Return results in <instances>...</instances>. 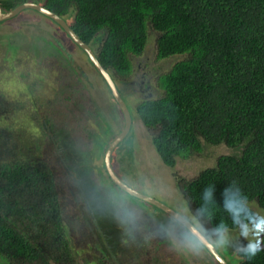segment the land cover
Here are the masks:
<instances>
[{
	"label": "trees",
	"instance_id": "16d2710c",
	"mask_svg": "<svg viewBox=\"0 0 264 264\" xmlns=\"http://www.w3.org/2000/svg\"><path fill=\"white\" fill-rule=\"evenodd\" d=\"M52 4L75 6L72 29L84 43L103 35L96 57L114 81L131 75V59L152 33L157 59L183 57L157 77L161 95L138 103L133 119L151 131L169 168L200 152L202 142L237 150L190 181L177 179V187L207 237L251 224L250 203L264 209V0H49L48 8ZM7 73L2 77L13 71ZM33 94L20 86L0 91V259L76 264L72 230L84 225V235L93 236V213L100 209L99 193L87 196L89 183L66 164L70 154L89 160L75 142L76 126L88 118ZM68 144L77 149L66 154ZM73 172L80 178L65 175ZM262 244L251 257L239 251L233 262L264 264V237ZM86 263L112 264L94 257Z\"/></svg>",
	"mask_w": 264,
	"mask_h": 264
},
{
	"label": "rangeland",
	"instance_id": "374dc122",
	"mask_svg": "<svg viewBox=\"0 0 264 264\" xmlns=\"http://www.w3.org/2000/svg\"><path fill=\"white\" fill-rule=\"evenodd\" d=\"M33 14L0 25V91L12 93L20 86L27 92L32 90L33 96L41 101L50 100L66 112H79L88 118L85 124L82 123L84 127L76 126V132L81 134L74 141L77 148L82 147L88 152L89 160L81 161L78 153V159L71 155V151L77 149L71 150V144L66 148L61 145L66 154H70L66 164L81 173L82 180L89 183L87 196L96 197L99 193L100 209L96 208L93 213L95 223L91 225L94 235H84V225L72 230L74 244L79 249L76 264H87L86 260L92 257L112 264H216L213 257L173 218L119 192L120 189L108 180L104 153L123 127L120 109L108 95L103 78L87 61V56L64 34L55 31L48 21L44 23L38 14ZM102 38L103 35H98L92 41L94 50L98 49ZM155 41L156 36L152 33L143 53L131 59L133 72L127 79L115 78L123 100L133 113L141 101L161 95L157 77L166 74L183 59L182 56L157 59ZM7 71H13V74L3 78L1 74H8ZM20 72L24 73L25 80L20 77ZM5 79L12 80L13 85L4 83ZM141 80L144 84L149 83V89L141 88ZM69 117L72 119L73 114ZM132 130L123 148L113 152L115 172L130 188L192 221L189 206L177 187V179L190 181L201 171L213 167L218 157L238 155L237 150L202 142L200 152L177 158L176 165L169 168L163 164L151 142V131L138 119ZM75 172L65 175L79 177ZM250 207L255 216L264 217V209L255 203H250ZM245 226L249 229L247 235L244 234ZM209 234L210 242L213 241L220 253L224 251L228 260L239 261L238 252L250 241L262 247L264 227L255 230L251 224H241L234 231L217 233L211 230ZM221 238L226 242L221 244ZM0 264L6 263L0 259Z\"/></svg>",
	"mask_w": 264,
	"mask_h": 264
},
{
	"label": "water",
	"instance_id": "95a60500",
	"mask_svg": "<svg viewBox=\"0 0 264 264\" xmlns=\"http://www.w3.org/2000/svg\"><path fill=\"white\" fill-rule=\"evenodd\" d=\"M26 8H34V9L38 10L40 13H42V14L46 15L47 17L51 18L52 20H54L56 23H58V25H60L64 29V31L67 33L70 40L76 46H78L79 49H81L85 53L89 62L92 64V66L94 67L96 72L104 79L108 88L111 91V94H112L115 102L117 103V105L120 109V112L123 115V119H124L123 130L121 131V133L118 136H116V138H114L112 140V142L109 144V146L107 147V149L104 153V167H105V170L108 174L110 181L117 188H119L120 190H122L123 192L128 194L129 196L134 197L140 201H143L149 205H152V206L156 207L157 209L166 213L168 216H170L176 222H178L182 227H184L190 233V235L194 239H196L210 253V255L215 259V261L218 264H228L225 261V259L218 253L215 246H213L208 241V239L189 220H187L184 216H182L178 212L174 211L173 209L169 208L165 204L159 202L158 200H156L150 196L144 195V194L130 188L117 175V173L115 172L113 165H112V153L114 152L116 147L128 135V133L131 129V126H132V118H131L130 110L127 107L126 102L122 99L112 76L110 75V73L107 70H105L102 67V65L98 61L96 54L93 51V49L88 44L84 43L75 34V32L73 30H71L66 25V23L61 18H59L57 15H55V14H53L47 10H44L43 8H40L39 6H36L33 4H25V5H21V6L17 7L13 11H10L9 13H6V14H1V12H0V21L12 18L15 15H17L20 11H22L23 9H26Z\"/></svg>",
	"mask_w": 264,
	"mask_h": 264
},
{
	"label": "flooded vegetation",
	"instance_id": "af4514ba",
	"mask_svg": "<svg viewBox=\"0 0 264 264\" xmlns=\"http://www.w3.org/2000/svg\"><path fill=\"white\" fill-rule=\"evenodd\" d=\"M48 2H49V0H0V12H1V14H6V13H9L10 11H13L14 9H16L17 7H19V6H21V5H25V4H33V5H36V6H39L40 8H43L44 10H47V11H49V12H51V13H53V14H55V15H57L59 18H61L65 23H66V25L71 29V30H73L72 29V25L74 24V22H75V14H76V9H75V6L74 5H60V4H52V5H50L52 8H48ZM35 13V14H38L39 15V19H42L43 21H44V23H45V21H48L51 25H53V27H55L54 29H55V31H57L58 33H61V34H64L69 40H70V38L68 37V35H67V33L64 31V29L60 26V25H58V23H56L54 20H52L51 18H49V17H47L46 15H44V14H42V13H40L38 10H36V9H34V8H26V9H23L22 11H20L17 15H15L14 17H12V18H10V19H7V20H2V21H0V25L1 24H9L10 22H12V21H14L15 19H17L18 17H22V16H32V14L33 13ZM34 15V14H33ZM38 18V17H37ZM52 28V27H51ZM74 31V30H73ZM53 34H55V32H53ZM76 34V33H75ZM55 37V36H54ZM71 41V40H70ZM71 43L79 50V51H81L84 55H85V53L81 50V49H79L78 48V46H76L72 41H71ZM92 49H93V46L91 45V44H88ZM93 51L95 52V54H96V51L97 50H94L93 49ZM86 56V55H85ZM87 58V57H86ZM87 61L89 62V60L87 59ZM90 63V62H89ZM91 64V63H90ZM92 65V64H91ZM96 71V70H95ZM115 82V84L117 85V83H116V81H114ZM106 83V82H105ZM107 85V84H106ZM140 86H141V88L143 87V89L145 88V90L146 89H149V83H147V84H144V81L143 80H141V84H140ZM107 89H108V91L110 92V94H111V91H110V89L108 88V86H107ZM118 89V88H117ZM121 90V89H120ZM120 90L118 89V91H119V93H120V95H121V92H120ZM110 94H108L109 96H110ZM150 95V94H149ZM111 97H112V99H113V101L115 102V100H114V98H113V96H112V94H111ZM121 97H122V95H121ZM145 99L147 98V97H144ZM122 99H124L123 97H122ZM150 99V98H149ZM125 102H126V100H125ZM116 103V102H115ZM126 104H127V107L129 108L130 107V105H128V103L126 102ZM116 105H117V103H116ZM118 106V105H117ZM130 113H131V118H132V126H133V124H134V119H133V112H131V110H130ZM122 114V113H121ZM122 118H123V115H122ZM123 126H124V119H123ZM132 126H131V129H130V131H129V133H128V135L124 138V140L116 147V149H122L123 148V146L122 145H124L123 143H125V142H128V139H129V137H130V135L132 134V132H133V130H132ZM123 130V127H122V129L117 133V135L116 136H118L120 133H121V131ZM116 136L114 137V138H116ZM113 138V139H114ZM112 139V140H113ZM112 140L110 141V143L112 142ZM109 143V144H110ZM109 144H108V146H109ZM107 146V147H108ZM107 149V148H106ZM112 155H113V153H112ZM113 157V156H112ZM170 217V216H169ZM187 219V218H186ZM188 220V219H187ZM207 239H208V241L210 242L211 241V239L210 238H208L205 234H204V232L201 230V227H199V225H198V223L197 222H195L194 220H193V218H192V221L191 220H189ZM188 232V231H187ZM189 233V232H188ZM190 234V233H189ZM192 237V236H191ZM193 238V237H192ZM194 239V238H193ZM194 241H196V242H198L196 239H194ZM213 242V241H212ZM212 242H210L213 246H215V248L217 249V246L215 245V244H213ZM199 243V242H198ZM200 244V243H199ZM201 245V244H200ZM202 246V245H201ZM203 247V246H202ZM204 248V247H203ZM205 249V248H204ZM206 250V249H205ZM207 251V250H206ZM217 251H218V249H217ZM208 252V251H207ZM209 253V252H208ZM218 253L225 259V261L229 264V262L231 263V264H234L235 262H233L232 260H228L227 258H226V256H225V252L223 251L222 253H220L219 251H218ZM210 254V253H209ZM214 259V258H213ZM238 260V259H237ZM214 261H215V259H214ZM215 263L216 264H218L216 261H215ZM237 264V263H236Z\"/></svg>",
	"mask_w": 264,
	"mask_h": 264
},
{
	"label": "clouds",
	"instance_id": "9594fccd",
	"mask_svg": "<svg viewBox=\"0 0 264 264\" xmlns=\"http://www.w3.org/2000/svg\"><path fill=\"white\" fill-rule=\"evenodd\" d=\"M251 225H252V229L260 230L262 227H264V217L255 216V215L252 216ZM244 229H245L244 234L247 235V232L249 231L248 226H245ZM225 242H226L225 239L221 238L220 243L223 244ZM241 250L244 251L249 257H251L259 250V247L256 243L250 241L248 245Z\"/></svg>",
	"mask_w": 264,
	"mask_h": 264
}]
</instances>
